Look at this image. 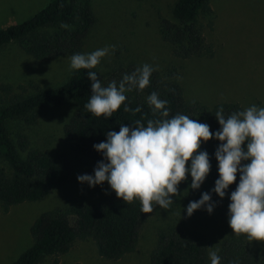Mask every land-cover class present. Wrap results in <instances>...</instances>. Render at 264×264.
I'll list each match as a JSON object with an SVG mask.
<instances>
[{
    "label": "trees",
    "instance_id": "trees-1",
    "mask_svg": "<svg viewBox=\"0 0 264 264\" xmlns=\"http://www.w3.org/2000/svg\"><path fill=\"white\" fill-rule=\"evenodd\" d=\"M211 13L209 0H175L172 7L174 18H162L159 22L161 38L172 46L174 55L190 58L212 53L199 24L200 16ZM96 20L91 0H50L24 21L0 28V47L16 42L36 60L72 56L81 52ZM137 67L141 65L135 62L120 64L98 78L107 86L113 80L119 82ZM88 71L72 70L66 81L51 88H41L34 83H29V86L0 84V205L4 211L24 201L46 198L67 178L66 167L60 165L48 151L32 146L26 134L17 132L12 135L9 130L12 120L23 118L33 121L37 109L72 102L74 110L63 125V136L71 149L96 163L103 160V155L93 145L105 141L108 131L118 132L121 124L130 126L141 119L146 126L148 119L159 118V113L154 116L147 103V97L152 92L168 101L166 107L170 117L187 115L190 119L208 124L212 132L220 127L215 117L218 109L222 107L226 117L244 110L236 102L209 106L199 100H188L175 79V73L164 77L156 69L150 77L149 86L125 93V103L111 117H95L84 107L91 95ZM28 88L33 92L27 93ZM125 105L132 110L139 107L141 111L125 112ZM219 144L215 139L201 141L199 150L208 153L211 165L208 174L210 202L215 204L220 217L228 222L229 197L239 183V173L236 181L225 191L224 198L212 191L219 178L214 155ZM246 144L242 147L246 148ZM151 214L141 212L138 199L124 203L114 191L95 202H79L44 211L30 225L32 244L10 264H37L47 256H54L51 264H57L56 257L66 253L76 239H90L101 257L118 260L135 250ZM246 239L245 234L224 238L218 248L220 264H264V255L254 250ZM149 264H211V260L207 245L176 224L158 230L156 243L149 254Z\"/></svg>",
    "mask_w": 264,
    "mask_h": 264
},
{
    "label": "rangeland",
    "instance_id": "rangeland-1",
    "mask_svg": "<svg viewBox=\"0 0 264 264\" xmlns=\"http://www.w3.org/2000/svg\"><path fill=\"white\" fill-rule=\"evenodd\" d=\"M50 0H0V28L19 23L43 8ZM175 0H91L96 23L84 41L81 54L104 47L115 50L101 59L94 68L98 76L120 64H149L162 76L175 73L188 100H199L212 106L220 102H236L245 109L251 105L264 107V0H209L212 13L200 16L199 24L212 53L181 58L161 38L159 22L173 19ZM70 57L36 60L16 42L0 47V84L55 87L66 81L72 70ZM172 72V73H171ZM27 93L33 89L28 88ZM74 110L66 101L45 109H37L29 122H9L12 135L26 134L32 146L48 151L68 172L64 183L46 198L24 201L4 211L0 205V264H10L32 244L30 225L42 212L65 208L79 202H95L111 190L107 181L89 187L77 176L94 175L97 163L71 149L63 136V125ZM220 142V141H219ZM200 150H197L198 154ZM190 167V161L186 163ZM191 176L178 185L169 209L154 207L145 222L135 250L118 260L101 257L90 239H76L66 253L58 255L57 264H149V254L156 243L157 232L173 225L202 240L208 250L218 249L222 240L234 233L214 207L209 214L205 207L189 217V202L210 193L208 175L199 189L190 188ZM251 247L264 255V241H249ZM47 256L37 264H51Z\"/></svg>",
    "mask_w": 264,
    "mask_h": 264
},
{
    "label": "clouds",
    "instance_id": "clouds-1",
    "mask_svg": "<svg viewBox=\"0 0 264 264\" xmlns=\"http://www.w3.org/2000/svg\"><path fill=\"white\" fill-rule=\"evenodd\" d=\"M62 27H68L62 25ZM115 50V46L104 47L91 53H76L70 57V70L87 69L91 82V95L85 109L95 117L108 119L116 112L133 89L143 90L150 84V77L156 70L149 64L137 67L131 74H125L117 82L107 86L101 83L91 69L101 59ZM147 103L159 118L136 120L133 124H121L119 131H108L106 140L94 144L93 148L103 155V160L94 168V175L77 176L80 183L89 187L107 181L117 198L124 203L138 199L141 212L152 213L155 206L169 209L172 197L178 195V185L191 176L190 188L199 189L210 171L206 151L197 150L201 141H220L216 151L219 178L212 191L221 199L225 191L237 179L239 183L230 194L228 204V225L235 235L245 234L249 241H264V107L251 105L242 111L224 115L223 108L215 113L219 130L210 131V126L176 114L170 117L168 101L152 92ZM124 111L132 110L127 105ZM246 144V148L242 145ZM106 161V162H105ZM190 161V167L186 163ZM242 161L248 163L242 164ZM210 193H202L199 200L189 202L187 216L202 206L211 214L215 204L210 202ZM219 249L209 250L211 264H220ZM234 264V262H233Z\"/></svg>",
    "mask_w": 264,
    "mask_h": 264
}]
</instances>
